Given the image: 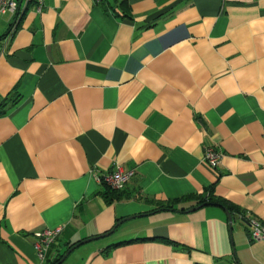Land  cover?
<instances>
[{
    "label": "crops",
    "instance_id": "1",
    "mask_svg": "<svg viewBox=\"0 0 264 264\" xmlns=\"http://www.w3.org/2000/svg\"><path fill=\"white\" fill-rule=\"evenodd\" d=\"M3 16L0 98L19 101L0 114V264H48L92 237L60 264H264L243 219L264 225V0H44ZM116 165L134 174L107 202ZM208 195L231 210L189 211ZM56 226L42 261L35 233Z\"/></svg>",
    "mask_w": 264,
    "mask_h": 264
},
{
    "label": "built area",
    "instance_id": "2",
    "mask_svg": "<svg viewBox=\"0 0 264 264\" xmlns=\"http://www.w3.org/2000/svg\"><path fill=\"white\" fill-rule=\"evenodd\" d=\"M97 3L102 0H95ZM34 3L36 5V10L41 11L43 7L44 0H0V16L9 14L14 17L13 23L17 20L19 13L21 11V6L26 7L27 4ZM14 32L12 27L7 35V39H10ZM222 157L221 152L214 149L212 146L207 145L204 150L203 162L211 169H215L219 164ZM134 174L132 170H123L119 165H116L109 174L102 178V182H105L112 189H121L126 182ZM250 229L251 238L255 240H264V225L259 221L243 218ZM62 226H56L54 228H46L42 231L35 233L34 248L36 254L40 260H45L46 253L50 246L56 241L58 235L60 234Z\"/></svg>",
    "mask_w": 264,
    "mask_h": 264
},
{
    "label": "trees",
    "instance_id": "3",
    "mask_svg": "<svg viewBox=\"0 0 264 264\" xmlns=\"http://www.w3.org/2000/svg\"><path fill=\"white\" fill-rule=\"evenodd\" d=\"M18 101H19V97L15 96L13 94V91L9 92L4 97H1L0 98V114L4 113L6 108L17 104ZM102 185H103V189L101 190V194L105 197L107 202H110L114 199H118L121 197V193L119 192V190L112 189L105 182H102ZM175 202L176 201L169 200L163 203H159L158 207L164 208V209H171ZM204 202L219 203L220 205L226 206L230 210L232 208L231 206H227L222 200L216 197H213L211 195H208L207 197H200L197 201L198 204H201ZM61 256H62V253L57 255L56 258L48 264L56 263Z\"/></svg>",
    "mask_w": 264,
    "mask_h": 264
},
{
    "label": "water",
    "instance_id": "4",
    "mask_svg": "<svg viewBox=\"0 0 264 264\" xmlns=\"http://www.w3.org/2000/svg\"><path fill=\"white\" fill-rule=\"evenodd\" d=\"M206 204H207V203L204 202V203L200 204L199 206H194V207L190 208L189 211L195 210V209H197L198 207H200V206H202V205H206ZM224 210H225V212H226V214H227V217H228V225H229V229L231 230V228H232V216H231V213H230L226 208H224ZM125 219H127V218H125ZM122 221H124V220H120L117 224L121 223ZM113 230H114V228H112L109 232H106V233L102 234L101 236L107 235L108 233L112 232ZM98 237H100V236H98ZM93 238H95V237L87 238V239L81 240V241H79V242L73 244L71 247H69V248H68V249L62 254V256H61V257L58 259V261H57L56 263H54V264H60L61 262L64 261V259L67 257V255H68V254H69L74 248H76L77 246H79V245H81V244H83V243H85V242H87V241H90V240L93 239Z\"/></svg>",
    "mask_w": 264,
    "mask_h": 264
},
{
    "label": "rangeland",
    "instance_id": "5",
    "mask_svg": "<svg viewBox=\"0 0 264 264\" xmlns=\"http://www.w3.org/2000/svg\"><path fill=\"white\" fill-rule=\"evenodd\" d=\"M8 14L4 15L3 17H6ZM98 240H101V239H98ZM97 241V240H96ZM69 261V259H67V262Z\"/></svg>",
    "mask_w": 264,
    "mask_h": 264
}]
</instances>
